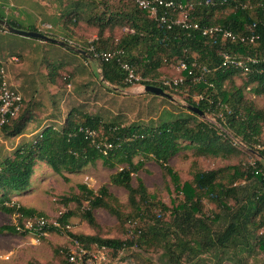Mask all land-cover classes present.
Wrapping results in <instances>:
<instances>
[{
  "label": "rangeland",
  "instance_id": "obj_1",
  "mask_svg": "<svg viewBox=\"0 0 264 264\" xmlns=\"http://www.w3.org/2000/svg\"><path fill=\"white\" fill-rule=\"evenodd\" d=\"M55 3L61 5L55 8L53 5ZM64 4H67L65 10ZM5 8L13 11L8 1ZM137 8L135 0H43V4L40 3L39 6L30 1L29 9L35 12L23 9L21 15L27 20L25 23L19 22V25L23 28L33 26L39 19L40 24L37 28L39 33L70 42L73 47L89 54L91 49L94 50L92 44L99 39L102 38L101 41H104L108 38L109 41L116 42L121 36L132 34L133 30L127 25L115 27L113 30L105 27L100 38L99 26L88 23V18L101 17L104 21L112 13H128ZM191 9L188 5L186 11ZM62 10L64 15L61 14ZM50 11L53 15L45 16V13ZM37 12L40 14L39 17L34 15ZM74 12L79 14V20L72 18L71 22L64 23L66 17ZM147 13L151 18L152 13ZM228 13L230 9L220 16ZM178 15L180 18L181 15ZM3 31L7 30L1 26L0 61L6 62L3 67L7 79L10 77L11 82L17 87L16 90L21 94L24 108L30 118L21 137L6 138L0 132V162L6 157H12L19 146L34 141L45 128L52 126L60 130L72 110L77 109L86 114L99 116L106 124L156 128L162 120H173L168 118L169 114L174 116L186 114L188 99L194 101V94L182 86L176 90L165 91L173 97L172 100L145 93L139 83L131 84L129 89L116 87L113 89L114 87L101 81V71L94 59L84 60L79 54L75 56L68 49L62 51L53 43H46L45 51L38 43L26 46V43L35 42V39L12 34L5 36ZM191 55L197 59L196 54ZM136 73L143 79L160 85L162 82L180 77L176 62L172 61L162 62L161 68L152 73V76L144 78L141 75L142 70H136ZM233 79L236 87L242 89L243 99L263 111L261 130L257 137L259 143L254 144L252 149L242 147L237 150L238 153L228 155L226 159L203 157L194 149H179L168 159L167 164L177 175L180 185L185 182L191 183L195 173L210 170H221L219 177L227 182L233 174V167L244 171L248 166L254 163L257 166V163L261 162L257 152L264 149V94L256 95L253 89L257 84H247L246 76L237 75ZM228 85L226 84V88ZM198 118L197 121L208 122L233 139L230 132L223 130L213 115L206 114L205 118ZM235 141L238 142V139ZM180 144L185 146L186 143ZM139 161H143L144 165L137 174L132 175L134 187L137 186L138 179L141 180L154 204H163L168 209L183 202V195L175 190L170 176L152 157L133 158L134 163ZM261 165L262 168L258 169L260 173L264 172L262 162ZM122 168H125V165L119 162H115V167L109 168L98 160L77 172L56 174L47 165L37 164L30 187L25 192L10 196L11 200L6 205L34 210L36 214L49 221L70 213L66 223L69 224L70 231H52L36 241L30 234L21 235L6 230V227L21 223L22 219L18 214L0 211V264H66L64 250L70 248L72 238L69 233L80 237L125 241L132 236L128 232L132 226L140 227L142 230L153 227L158 233L157 239L140 248L133 246L124 248L114 257V264H264V249L258 247L259 237L255 238L263 230L253 234V228L248 229L247 232L252 233L251 237H247V232L245 234L248 246L242 244L238 247L230 246L226 250L219 249L215 239L225 230L229 220L226 218V212L209 201L205 195L202 199V213L196 217L202 219L210 229L207 238L209 237L213 244H207V248L197 249L195 244L196 240L202 243L203 238L200 236L204 237L206 232L194 238L188 231L179 230L171 212L161 210L158 205L150 207L148 212H144L143 217H135L126 191L110 182V177ZM79 186H85L95 193L105 186L115 198V201L107 202L119 212V217L105 209H93L95 224L89 225L83 218L85 210L89 208L88 201L84 199L85 193ZM234 186L239 189V199L260 188L256 181L244 179L237 180ZM74 199L79 200V203ZM228 201L233 206L232 212H235L240 204L234 205L233 200ZM127 218L132 220L127 221Z\"/></svg>",
  "mask_w": 264,
  "mask_h": 264
},
{
  "label": "trees",
  "instance_id": "obj_2",
  "mask_svg": "<svg viewBox=\"0 0 264 264\" xmlns=\"http://www.w3.org/2000/svg\"><path fill=\"white\" fill-rule=\"evenodd\" d=\"M173 1L191 6L188 17L192 24L196 23L201 28L218 26L235 35L254 36L255 43L222 40L221 36L216 38L202 36L199 31L186 30L177 26L169 29L165 25H159L156 20L148 16L147 12L137 8L128 13H112L104 21L101 17L88 18V23L99 26L100 38L105 27L113 30L115 27L127 25L133 30L132 34L121 36L116 42L109 41L108 38L101 41V38L92 44L96 52H114L117 57L104 61L94 58L91 52L89 54L98 64L101 81L114 87L113 89L131 87V84L125 82V73L117 59L129 64L134 70H142L141 75L144 78L152 76V73L160 69L162 62L177 63L182 60L188 65L196 62L199 66L212 70L219 66L221 52L256 59L257 62L251 66L250 73H244L230 66L204 75L199 83L186 80L182 85L188 89L189 93L202 98L197 103L188 99V104L195 106L205 115H213L223 130L230 132L233 139L215 128L214 125L205 121H197L198 116L189 110H185L184 115L169 114L168 118L173 120H162L156 128L106 124L99 116L86 114L77 109L72 110L60 130L52 126L45 128L34 141L19 146L12 157L0 162V211L7 214H18L21 219L40 216L31 209L6 205L11 200L10 196L25 192L30 187L37 164L43 163L56 174H61L62 172H77L98 160L109 168L115 167V162H119L125 165V168L113 174L110 182L126 191L135 217H143L145 211L148 212L150 207L158 205L161 210L171 212L179 230L188 231V234L194 238L206 232L204 237L200 236L204 239L202 243L196 240L195 244L197 249L207 248V244H213L211 239L207 238L210 229L202 219L196 217L202 213V199L205 195L209 201L226 212V218L229 220L225 230L215 239L219 249L226 250L230 246L238 247L242 244L248 246L245 234L250 228H253V234L263 230L255 238L259 237L258 247L264 249V172L260 173L258 170L262 168L261 162L264 164V149L257 152L261 160L257 166L254 163L244 171L233 167V174L227 182L219 177L221 170H210L197 172L191 183L185 182L180 185L177 175L167 164L168 159L179 149H194L198 155L203 157L226 159L228 155L238 153L237 150L242 147L252 149L254 144L259 143L257 137L261 130L260 122L263 119V111L243 99L242 89L236 87L233 78L237 75L246 76L247 84H257L253 92L256 95L264 94V0ZM227 9H230V13L220 16ZM163 11L164 8L160 7L158 16ZM72 18L78 21L79 14L68 15L64 23L71 22ZM0 19L4 20L2 16ZM7 23L17 28L12 22L7 21ZM28 31L38 32L33 27ZM134 51H136L135 54ZM192 53L197 55V59L192 58ZM226 84H229L228 88ZM140 85H152L163 91L167 90L156 82L144 81ZM29 118L23 100L19 114L2 126L0 132L6 138L18 137L25 130ZM86 130L94 132L95 135L92 137L87 135ZM236 139L238 142L235 141ZM103 142L112 146L105 156L100 151ZM180 143L186 144L180 146ZM135 156L152 157L170 176L175 190L183 195V202L168 209L163 204H154L141 180L138 179L137 186L134 187L132 175L137 174L144 165L143 161L134 163ZM242 179L256 181L260 188L239 199V189L234 184ZM79 188L85 193L84 199L88 201L89 208L85 210L83 218L89 225L94 226L95 224L93 209H105L119 217V212L107 202V200L115 201V198L105 186L96 193L85 186H79ZM229 199L233 200L234 205L240 204L235 212H232L233 206L229 204ZM74 200L79 203V200ZM69 217L70 213L62 214L58 221L66 224ZM130 219L127 218V221ZM152 220L157 221L155 218ZM5 229L16 233L13 226ZM128 232L132 236L125 241L80 237L70 233L69 236L77 239L84 247L94 243L104 245L114 258L126 247L140 248L144 244H150L152 240L157 239L158 235L153 227L142 230L140 227L132 226ZM246 235L251 237L252 233L247 232ZM65 254L66 250H64L66 262Z\"/></svg>",
  "mask_w": 264,
  "mask_h": 264
},
{
  "label": "built area",
  "instance_id": "obj_3",
  "mask_svg": "<svg viewBox=\"0 0 264 264\" xmlns=\"http://www.w3.org/2000/svg\"><path fill=\"white\" fill-rule=\"evenodd\" d=\"M135 4L139 9L151 12L152 19L156 20L159 25H165L167 28L180 27L186 30H196L201 33L202 36L218 37L221 36L222 40H230L232 42L239 41L241 43L254 44L256 38L254 36L244 37L235 35L229 30L223 29L218 26L211 27H199L196 23L189 21V13L186 11L188 5H182L175 3L173 0H135ZM164 8L163 13L158 16V9ZM180 14V18L179 15ZM72 46L70 42H65ZM94 58H98L104 61H108L117 57L114 52H96L91 49ZM120 54V52H118ZM221 62L215 69H208L207 67L199 66L196 62H192L188 65L185 61H177L176 69L180 74V77H176L167 82H162L161 85L169 90H176L178 87L184 85L186 80L191 83H199L203 80L204 75L212 73L219 68L233 67L243 71L244 73L251 72V66L256 64L257 60L251 57H243L239 55H233L229 52H221L219 54ZM122 71L125 73V82L128 84L142 83L144 81L151 82L143 79L137 75L134 68L129 64L117 59ZM264 60V59H263ZM201 96L194 95V102H199ZM23 98L21 94L9 84L5 69L0 64V129L10 119L16 117L22 109ZM85 133L89 136H94L95 133L86 130ZM102 149H100L103 156H105L108 150L112 147L110 144L101 143ZM99 147V145H97ZM14 229L18 234H30L34 236L36 241H39L43 237H46L50 231H70L69 224H61L57 220H48L43 216H35L32 218H22L21 223L15 224ZM70 248L66 250V262L67 264H114V258L111 255L109 249L104 245L97 243L90 244L84 247L77 239L70 238Z\"/></svg>",
  "mask_w": 264,
  "mask_h": 264
},
{
  "label": "crops",
  "instance_id": "obj_4",
  "mask_svg": "<svg viewBox=\"0 0 264 264\" xmlns=\"http://www.w3.org/2000/svg\"><path fill=\"white\" fill-rule=\"evenodd\" d=\"M7 1L9 2V6L13 9V11H11L10 12V10L9 9H7V8H5V6L7 5ZM0 0V16H2L3 18H4V20L7 22V21H9V22H12L17 28L16 29H19V30H24V31H28V29L29 28H31V27H33V28H35V29H37L38 28V25L40 24V21H39V19H38V21H37V23H36V25H29V26H27V27H21L19 24V22H26V18L25 17H23L22 15H21V11L24 9V10H26V11H29V12H35V11H30V9H29V2L30 1H32L33 2V4L34 5H37V6H39L40 5V3H42L43 4V0ZM54 6H55V8H57V5H61V3H59V4H57V3H55V4H53ZM44 7V6H43ZM67 7V4H64L63 5V10H65V8ZM62 10V12H61V14L62 15H64L65 13H64V11ZM75 13V12H74ZM77 13V12H76ZM34 15L35 16H40V14L37 12V13H34ZM51 16V15H53V12L52 11H50V12H47V14L45 13V16ZM70 15V14H69ZM65 22V21H64ZM4 33H3V35H9V34H12V35H16V34H13V33H10V32H8V31H3ZM2 35V34H1ZM3 35H2V37H3ZM5 35V36H6ZM19 36V35H18ZM10 37V36H9ZM33 39V38H32ZM35 43H38L39 44V46L40 47H42L43 49V51H45L44 50V45H46V43H48V42H44V41H40V40H37V39H35V42H30V43H26V46H30V45H33V44H35ZM56 45V44H55ZM60 48H61V50L62 51H64L65 50V48H63V47H61V46H59ZM70 53H72L73 55H77L76 53H73V52H71L70 51ZM4 63H6V62H2V61H0V64L1 65H4ZM7 65V64H6ZM8 82H9V84L10 85H12L13 86V88H15V89H17V87L15 86V84H13L12 82H11V80H10V77H8ZM19 92V91H18ZM151 95V94H150ZM41 133L39 132V135H40ZM23 135V134H22ZM22 135H20V136H18V137H21ZM17 139H19V138H17ZM26 143H29V142H26ZM25 144V143H24ZM8 151H11L12 149H7ZM6 158H8V157H6Z\"/></svg>",
  "mask_w": 264,
  "mask_h": 264
},
{
  "label": "water",
  "instance_id": "obj_5",
  "mask_svg": "<svg viewBox=\"0 0 264 264\" xmlns=\"http://www.w3.org/2000/svg\"><path fill=\"white\" fill-rule=\"evenodd\" d=\"M0 25L10 33H13V34H16L19 36H23V37H29V38L37 39V40L48 42V43H53V44H56L58 46L65 48V49H68L69 51H71L73 53L79 54L80 56L86 58L89 61L93 60V58L87 52H85L79 48L70 46L69 44L65 43L64 41L48 37V36H46L42 33H39V32L24 31V30H19V29L13 28L5 20H1V19H0ZM143 89H144V92L147 94H152L154 96L164 97V98H167L169 100L173 99V97L170 94L163 91L159 87L152 86V85H146V86H143ZM186 109L189 110L190 112L194 113L195 115H197L200 118H205V114L201 110L196 108L195 106H191L188 104L186 106Z\"/></svg>",
  "mask_w": 264,
  "mask_h": 264
}]
</instances>
